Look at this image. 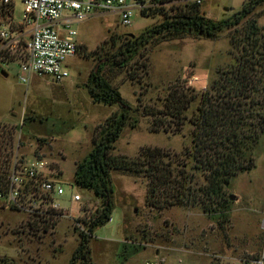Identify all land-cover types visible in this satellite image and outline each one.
Masks as SVG:
<instances>
[{
    "label": "rangeland",
    "instance_id": "rangeland-1",
    "mask_svg": "<svg viewBox=\"0 0 264 264\" xmlns=\"http://www.w3.org/2000/svg\"><path fill=\"white\" fill-rule=\"evenodd\" d=\"M245 1L207 0L202 11L208 18L219 20L241 9ZM2 8L0 0L1 26L22 24L24 6L20 0H12L10 20L3 19ZM161 21L160 17L137 13L127 27L117 15L96 12L75 24L79 48L67 59L69 76L62 82L33 73L28 83H23L19 63L0 56V122L19 126L16 151L20 157L46 158L57 170L56 162H68L63 174L57 177L54 170L51 176L65 190L58 201L73 214L84 204L93 207L98 200L93 191L74 185L73 161L88 156L95 127L118 110V105L92 100L88 91L91 75L98 64L105 62L106 51L112 47L111 35L116 39L127 34L136 36ZM259 24L264 27V15ZM233 52L227 30L215 39L192 35L154 42L149 46L150 87L127 80L124 71L105 68L104 74L119 88L131 114L115 142L114 153L134 157L146 146L176 153L190 148V124L181 133L153 130L152 118L143 114V106L161 110L162 100L177 82L197 91L210 86L218 69L233 62ZM139 99L143 106L136 110ZM111 177L112 220L98 227L90 239L91 264H122L127 252H122L125 240L134 242L127 245L130 252H135L130 264H241L258 259L264 263V150L257 151L254 169L232 179L227 191L228 210L216 219L200 207L155 210L146 205V181L116 170L111 171ZM75 193L81 196V202H71ZM28 218L24 211L0 209V259L16 264H70L79 241L74 217H62L47 233L35 235L25 228ZM142 243L148 245L146 250Z\"/></svg>",
    "mask_w": 264,
    "mask_h": 264
},
{
    "label": "trees",
    "instance_id": "trees-1",
    "mask_svg": "<svg viewBox=\"0 0 264 264\" xmlns=\"http://www.w3.org/2000/svg\"><path fill=\"white\" fill-rule=\"evenodd\" d=\"M176 1L142 13L162 21L140 34H127L123 39L111 35L112 47L106 51V60L91 75L88 91L92 100L119 108L95 127L91 152L76 163L74 185L93 191L98 202L81 208L77 222L87 233L74 225L79 241L70 264H91L90 239L112 218V170L146 181V205L150 208L162 211L200 207L208 217L216 219L228 210L227 191L232 179L254 169L257 151L264 150V27L259 24L264 0H247L241 9L219 20L208 18L203 5L194 1ZM225 30L235 53L233 62L218 69L210 86L197 91L177 82L162 100L161 110L138 101L136 110L143 106V114L152 118L153 130L181 133L190 124L192 146L181 153L146 146L134 157L115 154V142L131 114L104 69L124 71L127 80L150 87V44L192 35L215 39ZM195 102L196 107H192ZM10 124L0 122V186L17 152L19 126ZM59 219L29 217L25 228L33 235L45 234ZM127 245L122 247V252L127 250L123 260L135 253L128 251ZM0 264L16 263L3 258Z\"/></svg>",
    "mask_w": 264,
    "mask_h": 264
},
{
    "label": "built area",
    "instance_id": "built-area-1",
    "mask_svg": "<svg viewBox=\"0 0 264 264\" xmlns=\"http://www.w3.org/2000/svg\"><path fill=\"white\" fill-rule=\"evenodd\" d=\"M194 1L199 5L207 0ZM24 6L22 24L3 27L0 23V56L19 63V79L28 83L35 73L47 75L55 82H62L69 76L66 61L78 52L77 30L74 25L85 21L96 12L118 15L123 26H131L137 13L175 4L161 0H20ZM12 0H3L1 16L12 18ZM53 162L46 158L20 157L18 150L3 186H0V209L24 211L29 217L53 219L74 217L75 224L87 233L77 222L81 210L73 214L64 209L58 197L65 192L61 182L51 176ZM72 188V185L70 186ZM75 193L72 203L81 202ZM112 220V218L110 219ZM264 227V219L262 220ZM241 264H264L262 259Z\"/></svg>",
    "mask_w": 264,
    "mask_h": 264
},
{
    "label": "crops",
    "instance_id": "crops-1",
    "mask_svg": "<svg viewBox=\"0 0 264 264\" xmlns=\"http://www.w3.org/2000/svg\"><path fill=\"white\" fill-rule=\"evenodd\" d=\"M112 14L117 15V14H115V13H112ZM117 16H118V15H117ZM77 42H78V41H77ZM78 44H79V43H78ZM1 59L8 61L7 59H5V58H3V57H1ZM3 73H4V72H3ZM4 75H7V74L4 73ZM118 108H119V106H118ZM9 123H10V122H9ZM11 124L17 125L16 123H11ZM92 147H93V137H92ZM91 149H92V148H91ZM83 159H84V158H83ZM83 159H77V160H74V161H73V171H74V172H75V168H76V163H78L79 161H81V160H83ZM56 166L58 167V170L54 167L53 170H52V172H54V170H56V172L58 173V175H57V177H58L59 175H61V174L64 173L66 167L68 166V162H67L66 160H64V162H56ZM73 177H74V176H73ZM73 181H74V180H73ZM95 202L97 203L98 201L95 200ZM125 238H126V237H125ZM119 241H121V240H118L117 242H119ZM124 243L131 244V243H134V242L129 241V240H128V241L125 240ZM124 243H123V244H124ZM141 245H142V248H144L145 250H146L147 247H148V245H146L145 243H142ZM153 250H154V249H153ZM128 251H130V250L128 249ZM154 253H155V256H156L157 258L160 257V253H159L157 250H155ZM133 256H134V254H133V255L131 254V255L128 256V258L122 260V262H123L122 264H130V262H131ZM162 260H163V257H161L160 261H162ZM120 264H121V263H120Z\"/></svg>",
    "mask_w": 264,
    "mask_h": 264
},
{
    "label": "water",
    "instance_id": "water-1",
    "mask_svg": "<svg viewBox=\"0 0 264 264\" xmlns=\"http://www.w3.org/2000/svg\"><path fill=\"white\" fill-rule=\"evenodd\" d=\"M228 10V9H227ZM133 35V34H132ZM134 36V35H133ZM98 67H99V64L97 65V68H96V70L95 71H97L98 70ZM231 199H234V195H231Z\"/></svg>",
    "mask_w": 264,
    "mask_h": 264
}]
</instances>
